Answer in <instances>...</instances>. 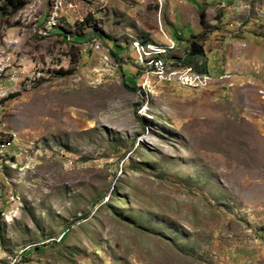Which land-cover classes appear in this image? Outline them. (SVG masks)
I'll list each match as a JSON object with an SVG mask.
<instances>
[{
	"label": "rangeland",
	"instance_id": "obj_1",
	"mask_svg": "<svg viewBox=\"0 0 264 264\" xmlns=\"http://www.w3.org/2000/svg\"><path fill=\"white\" fill-rule=\"evenodd\" d=\"M0 9V264H264V0Z\"/></svg>",
	"mask_w": 264,
	"mask_h": 264
},
{
	"label": "crops",
	"instance_id": "obj_2",
	"mask_svg": "<svg viewBox=\"0 0 264 264\" xmlns=\"http://www.w3.org/2000/svg\"><path fill=\"white\" fill-rule=\"evenodd\" d=\"M249 30H251V28L247 27L243 28L241 32ZM232 31H230V33H232ZM260 35L257 36L248 33L239 35L228 34V36H226V41H223V44H221L223 47L220 46V48L213 53L218 62L217 69L219 72H222L219 77L227 76L229 73L235 72L238 68L239 62V67L243 69V71L244 68L250 70L256 67L257 72L260 70L261 75L264 77V39ZM248 37L253 38L254 41L252 47L256 49V52L252 53L251 51L249 55H246L243 54V52L249 50V46L247 44L245 45L244 42H246L245 40Z\"/></svg>",
	"mask_w": 264,
	"mask_h": 264
},
{
	"label": "trees",
	"instance_id": "obj_3",
	"mask_svg": "<svg viewBox=\"0 0 264 264\" xmlns=\"http://www.w3.org/2000/svg\"><path fill=\"white\" fill-rule=\"evenodd\" d=\"M12 1V0H11ZM22 6H17L15 7L17 10L21 9ZM0 10H3V9H0ZM76 38L75 37H70V41L71 42H74V43H77V41L75 40ZM196 39V37H195ZM202 39V37H201ZM106 41V40H105ZM198 41L200 42V39H198ZM204 48H203V45L201 43L198 44L197 42V39L196 40H191L190 42V45H189V50H188V55L190 58L192 57H202L204 56ZM207 69L205 68V70H200L199 73L201 74H207ZM128 84V83H127ZM14 96H10V98L12 99Z\"/></svg>",
	"mask_w": 264,
	"mask_h": 264
},
{
	"label": "bare ground",
	"instance_id": "obj_4",
	"mask_svg": "<svg viewBox=\"0 0 264 264\" xmlns=\"http://www.w3.org/2000/svg\"><path fill=\"white\" fill-rule=\"evenodd\" d=\"M3 82V81H2ZM3 84V83H2ZM4 99V98H3ZM6 144L7 145H9V146H12L13 144H12V140L10 141V140H7L6 141ZM0 151H2V150H4L5 149V143L3 142L2 144H0ZM4 155V154H3ZM8 155V154H7Z\"/></svg>",
	"mask_w": 264,
	"mask_h": 264
},
{
	"label": "built area",
	"instance_id": "obj_5",
	"mask_svg": "<svg viewBox=\"0 0 264 264\" xmlns=\"http://www.w3.org/2000/svg\"><path fill=\"white\" fill-rule=\"evenodd\" d=\"M3 98H5V95H2V94H1V90H0V100L3 101V100H2ZM6 154H8V153L6 152Z\"/></svg>",
	"mask_w": 264,
	"mask_h": 264
}]
</instances>
